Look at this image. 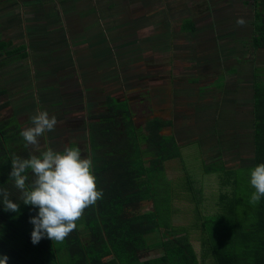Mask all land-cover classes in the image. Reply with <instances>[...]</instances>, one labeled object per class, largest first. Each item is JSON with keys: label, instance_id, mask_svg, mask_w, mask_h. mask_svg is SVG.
<instances>
[{"label": "rangeland", "instance_id": "obj_1", "mask_svg": "<svg viewBox=\"0 0 264 264\" xmlns=\"http://www.w3.org/2000/svg\"><path fill=\"white\" fill-rule=\"evenodd\" d=\"M255 2L264 16V0H0V19L4 10L15 14L0 27V37L12 44L23 38L21 45L34 61L32 91L50 85L47 92L53 93L40 108L36 102H15L1 109L0 117L18 108L14 114L23 130L38 111H47L57 124L43 141L39 138L40 147L59 151L71 141L82 147L83 125L95 121L86 115L102 108L103 94H109L127 99L137 125L152 116L169 119L162 132L174 136L192 169L200 161L246 166L252 151L251 85L255 68L264 66V48H254L250 39ZM238 18L246 24L238 26ZM184 19L193 30L179 29ZM90 92L101 95L92 104L65 101ZM180 164L167 162L171 178L182 175ZM210 178L202 190L213 196ZM187 199L176 197L174 224L192 220ZM149 208L144 202L135 210ZM190 239L197 251L198 233L191 232ZM157 240L158 234L147 236L148 243ZM159 253L153 246L139 258Z\"/></svg>", "mask_w": 264, "mask_h": 264}, {"label": "trees", "instance_id": "obj_2", "mask_svg": "<svg viewBox=\"0 0 264 264\" xmlns=\"http://www.w3.org/2000/svg\"><path fill=\"white\" fill-rule=\"evenodd\" d=\"M258 4L254 3L250 39L254 48L263 49L264 16ZM192 28L188 19L179 27L181 31ZM8 44L0 41V49ZM6 53L19 59L25 56L24 46ZM254 76L252 151L250 164L241 167L200 161L199 168L192 169L174 136L162 132L171 124L169 119L152 116L137 125L127 99L104 95L103 107L86 115L95 121L83 125L82 147L76 141L68 145L91 158L103 197L84 211L77 228L62 243L47 238L35 245L31 242L33 225L29 220L38 209L19 200L20 192L9 173L13 155L27 158L39 152L25 146L13 112L1 116L0 189H6L12 202L19 203V212L5 211L0 203V256L8 257L7 264H264V197L256 205L249 203L254 191L250 171L264 163V66L256 67ZM7 105L1 103L0 110ZM40 139L44 140L43 136ZM40 148L47 149L45 144ZM175 159L181 163L182 172L176 179L166 168L167 162ZM210 177L216 186L213 196L202 190ZM31 179L29 173V183ZM179 195L187 196L192 203L193 217L186 224L173 222L178 210L174 201ZM144 202H149L150 208L136 211ZM191 232L198 233L197 251ZM152 234H158V240L148 243L147 236ZM153 246L160 249L158 255L139 258Z\"/></svg>", "mask_w": 264, "mask_h": 264}, {"label": "clouds", "instance_id": "obj_3", "mask_svg": "<svg viewBox=\"0 0 264 264\" xmlns=\"http://www.w3.org/2000/svg\"><path fill=\"white\" fill-rule=\"evenodd\" d=\"M236 24L242 27L246 21L238 18ZM31 120L32 126L23 129L20 135L25 146H31L39 155L30 154L27 158L13 155L9 177L20 192L19 200L38 209L29 220L33 225L31 242L35 245L47 238L62 243L77 228L84 211L102 199L103 192L97 187L91 158L82 156L78 147H65L62 152L51 148L41 151L39 138L54 131L55 116L38 111ZM249 182L254 189L249 203L256 205L264 197V163L250 171ZM9 196L6 189H0L4 210L19 212V203H13ZM7 261L6 255L0 256V264Z\"/></svg>", "mask_w": 264, "mask_h": 264}, {"label": "crops", "instance_id": "obj_4", "mask_svg": "<svg viewBox=\"0 0 264 264\" xmlns=\"http://www.w3.org/2000/svg\"><path fill=\"white\" fill-rule=\"evenodd\" d=\"M5 12L6 11L4 10L3 11V18L0 19V27L2 25H4L5 22H10L8 20H11V21L14 20L15 14H12L10 9L8 10V13H5ZM37 33H39V32H34L32 35L37 36ZM22 39H20L17 43L12 44L13 42H12L11 38L2 37V36L0 37V41H2V42L8 41L9 42L8 45H6L0 49V91L2 90V92H0V96H2L0 98V104L7 102L8 105L5 108H8L11 105L14 106L15 102H17L18 104H21L22 102L23 103L24 102L25 103L30 102V103H33L34 105H36L35 104V102H36L38 104L36 106L38 108H40L39 106L41 103L48 104L50 102L48 97H50L51 94H53V93L47 92L48 91L47 88H50V85H47V86L40 85L38 87L39 91H37V87H35L36 91H35V89H34V92L32 91V89L30 87L31 83H30L29 79L34 80L33 79L34 78V71H33V75H31L32 70H33L34 61L33 62L30 61V58L28 56L29 53H28V50L26 51L25 46H24L25 56L20 57L19 59H16V58L12 59L11 58L12 55H10V54L7 55V53H6V51H10L11 48L17 47L18 45H21V43L23 42ZM15 54H17V53H15ZM15 54H13V55H15ZM81 76L82 75H78V78L76 80L79 81L81 79L80 78ZM115 77L117 79V76H115ZM82 81H83V76H82ZM27 83H28V85H27ZM25 87H26V89H24ZM29 87H30V90H29ZM21 92L25 93L23 100L17 101L16 98ZM29 94H31V97ZM97 94L98 93H96V92H90V93H88V95H86L84 93V94H82V96H80V97H82V100H79L80 99V97H79V98L73 99V100H71V98H70V99L65 100V101L70 102L71 104H73V103L92 104L93 103L92 100L94 98H99L101 96V95H99L98 97H96ZM13 95H14V98L12 97ZM45 95H47L46 101H44V99H42ZM103 95H106V94H103ZM68 96H71V95H68ZM25 99H27V101ZM14 108L16 110H13L12 111L13 113L16 112L17 110L19 111L18 108L13 107V109Z\"/></svg>", "mask_w": 264, "mask_h": 264}]
</instances>
